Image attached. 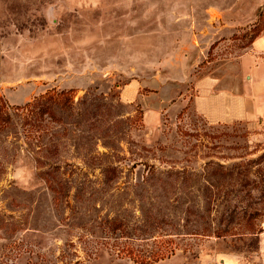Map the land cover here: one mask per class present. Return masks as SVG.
I'll return each mask as SVG.
<instances>
[{
  "label": "rangeland",
  "instance_id": "374dc122",
  "mask_svg": "<svg viewBox=\"0 0 264 264\" xmlns=\"http://www.w3.org/2000/svg\"><path fill=\"white\" fill-rule=\"evenodd\" d=\"M262 36L264 0H0V264H264V112L195 107Z\"/></svg>",
  "mask_w": 264,
  "mask_h": 264
},
{
  "label": "crops",
  "instance_id": "0c3cea01",
  "mask_svg": "<svg viewBox=\"0 0 264 264\" xmlns=\"http://www.w3.org/2000/svg\"><path fill=\"white\" fill-rule=\"evenodd\" d=\"M264 53V36L254 40L252 49L246 54L249 59H252V67L248 68L252 71L250 75V82L252 83V91L248 95L242 92H235L233 89L226 91L215 92L211 86L203 91L198 92V97L195 100V107L201 115L210 123H231L237 120H244L250 117L251 114L264 112V105L257 104V98L262 96L264 99V73L262 76L258 72L264 69V59L259 55ZM253 57V58H250ZM211 90H210V89ZM252 93V97H251ZM214 99V100H213ZM214 104V107L212 106ZM223 264H232L228 259Z\"/></svg>",
  "mask_w": 264,
  "mask_h": 264
}]
</instances>
